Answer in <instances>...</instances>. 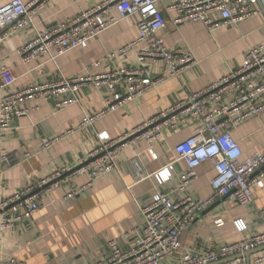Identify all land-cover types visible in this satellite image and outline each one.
<instances>
[{
  "label": "crops",
  "instance_id": "crops-1",
  "mask_svg": "<svg viewBox=\"0 0 264 264\" xmlns=\"http://www.w3.org/2000/svg\"><path fill=\"white\" fill-rule=\"evenodd\" d=\"M23 1L36 3L35 24L37 29H44L65 22L103 0ZM170 3L171 0H160L163 9ZM165 15L168 22L159 34L166 46L170 50L191 53L192 60L182 72L171 77L161 61L148 58L146 63L153 79L162 77L163 81L151 84L149 89L120 104L115 111L103 113L93 126L86 128H79L84 115L106 107L110 92L105 84L98 87L86 82L78 91L79 101L62 109L55 102L66 98L65 94L52 99L38 95L25 101L27 114L16 117L12 129L0 133V198L16 194L31 181L61 167H78L100 143L98 134L104 132L117 138L132 131L186 100L192 92L204 89L240 67L250 47L264 45L262 9L253 17L218 29H211L202 22L175 23L178 14L174 11H165ZM138 20V15L121 20L91 40L87 47L71 50L54 61L41 57L31 63L22 60L19 49L35 36L36 30L32 27L9 29L8 36H0V69H13L18 77L14 88L18 89L63 77L104 74L126 62L137 66L139 61L134 51L129 61L108 55L138 37ZM96 62H100L97 67ZM42 63L44 67H40ZM203 128L199 119L176 129L165 127L163 135L153 142L139 137L121 146L117 168L92 182L87 174L74 175L42 197V207L32 219L0 230V256L14 255L18 264H91L106 258L112 240L124 249L130 248L133 229L143 224V205L157 192L175 189L187 170L186 163L175 153V145ZM70 129L72 131L58 143L41 149L44 139ZM231 130L244 157L251 155L264 145V113ZM26 152L30 157L25 156ZM4 155L17 156L14 164H4ZM136 159H140L144 167L140 176L134 174ZM168 164H172V175L160 182L154 174ZM214 175L213 162L205 161L197 167V176L187 189L173 192L172 198L208 197ZM72 190L76 194L65 198ZM262 208L264 187L254 189V203L249 205L218 199L183 233L182 245H224L264 232V220L259 216ZM238 219L247 224L246 231H238L234 222ZM218 220H222V224L217 223ZM160 264H179V260L178 257L167 258Z\"/></svg>",
  "mask_w": 264,
  "mask_h": 264
},
{
  "label": "built area",
  "instance_id": "built-area-1",
  "mask_svg": "<svg viewBox=\"0 0 264 264\" xmlns=\"http://www.w3.org/2000/svg\"><path fill=\"white\" fill-rule=\"evenodd\" d=\"M38 2V1H36ZM35 2L23 0H0V36H8L10 30L32 27L35 36L19 49L22 60L31 63L41 57L54 61L57 57L89 45L91 40L116 23L134 15L139 16L138 37L111 52L108 57H122L129 61L132 51L139 64L124 63L110 72L94 76L63 77L46 83L36 82L18 89L14 88L18 77L10 67L0 69V133L12 129L16 117L27 114L23 103L33 96L42 95L56 100L59 109L79 101L78 91L86 82L96 86L107 85L109 96L106 107L93 114H85L79 128L91 127L105 112L115 111L127 100L141 95L151 84L163 81L153 79L146 63L148 58L161 61L168 75L178 76L192 60L191 53L182 49L170 50L159 32L167 25L165 11L178 14L175 23L202 22L211 29L230 26L257 15L264 10V0H171L165 9L160 0H103L83 10L78 15L53 27L37 29ZM42 63L40 67H44ZM96 62L94 66H99ZM122 87V89H119ZM38 108V107H37ZM264 113V45L252 46L244 55L240 67L220 80L199 91L192 92L186 100L179 101L166 111L148 119L132 131L117 138L107 133L98 134L100 143L91 151L88 159L72 169L61 167L50 175L36 179L16 194L0 198V230L13 228L30 220L40 211L43 196L49 194L74 175L87 174L90 182L117 168V153L121 146L143 137L149 142L159 139L165 127L176 129L190 125L195 119L202 121L203 131L188 136L175 145L179 160L187 165L178 186L172 191H159L142 207L143 224L132 231L133 243L124 249L112 240L105 259L91 264H160L167 258L178 257L179 264H210L241 255L228 264H264V250L251 255L245 253L264 245V232L233 243L184 247L183 233L194 223L196 217L218 199L241 205L254 203V189L264 187V145L249 156L243 155L231 127ZM72 130L62 131L43 140L41 149H47ZM132 140L121 144L131 136ZM121 144V145H119ZM119 145V146H117ZM152 153L153 150L151 149ZM154 154V153H153ZM26 152L25 156L30 157ZM155 155V154H154ZM17 156L4 155L7 166L14 164ZM212 161L215 175L210 180L212 192L202 199L185 196L173 199V192H184L197 176V167ZM134 174L140 176L144 167L140 159L134 162ZM172 175V164L159 169L154 176L165 182ZM71 191L65 198L74 196ZM259 216L264 220V208ZM235 225L240 232L247 224L238 219ZM222 224V220H218ZM0 264H18L14 255L0 256Z\"/></svg>",
  "mask_w": 264,
  "mask_h": 264
},
{
  "label": "water",
  "instance_id": "water-1",
  "mask_svg": "<svg viewBox=\"0 0 264 264\" xmlns=\"http://www.w3.org/2000/svg\"><path fill=\"white\" fill-rule=\"evenodd\" d=\"M2 34V32L0 33V35ZM137 135H133L131 136L129 139H126L125 141H123L121 144L123 143H126L130 140H132L134 137H136ZM119 144V145H121ZM117 145V146H119ZM264 250V245L263 246H260V247H257L255 249H252L250 251H247L244 255L245 257L249 260V258L251 257V255L255 254V253H258V252H261ZM241 255H237V256H233V257H230V258H226V259H223V260H220V261H217V262H214V263H210V264H223V263H227V262H230L238 257H240Z\"/></svg>",
  "mask_w": 264,
  "mask_h": 264
}]
</instances>
